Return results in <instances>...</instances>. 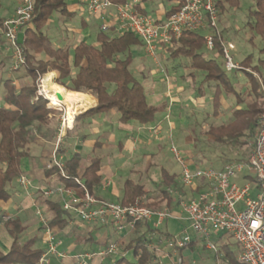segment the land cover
Instances as JSON below:
<instances>
[{
    "label": "trees",
    "instance_id": "16d2710c",
    "mask_svg": "<svg viewBox=\"0 0 264 264\" xmlns=\"http://www.w3.org/2000/svg\"><path fill=\"white\" fill-rule=\"evenodd\" d=\"M111 1L114 4H121L127 0ZM224 1L234 6L238 4V0ZM34 3V15L24 28L25 40L21 43L26 56V64L21 69L24 75L17 79L25 78L26 81L20 84L11 78L3 77V73L0 75V88L3 87L5 91L0 106V202H8L14 194L10 191V186L26 176L24 164L31 157L29 145L37 136L44 139L55 137L56 132L53 130L54 127L51 128V124L58 112L49 108L48 101L37 94L36 82L47 73L56 72L58 74L56 83L66 90L77 94H90L97 99L96 107L77 116L75 122L83 116L112 110L120 113V122L124 124L148 125L156 120L157 110L149 104L142 81L145 77L140 79L131 70L135 60V49L143 48L138 36L131 32L116 34L113 29L101 30L96 37L97 45L81 42L73 49L56 47L45 30L55 13L70 16L67 2L66 0H35ZM216 5L222 14L225 8L223 1H216ZM145 11L141 8V12L145 14ZM175 11L176 7H173L166 13V17ZM5 20L0 16V28H3ZM248 26L253 35L251 42L255 37L264 40V0H256L254 10L249 13ZM204 36V31H186L179 40L173 41V45L168 47L166 52L173 59H187L193 71L203 73L200 90L205 84L213 87L216 103L222 94L236 99L231 120L222 126L211 127L209 131L216 142L222 146L253 148L258 118L263 112V108L258 103L263 93L260 89L262 83L248 70L259 72L264 68V57L256 59L254 55H248L240 61L242 69L236 72H243L250 83V90L244 96L236 88L223 62L217 60V58L223 59L221 41L216 39V51L210 58L202 51L205 47ZM221 38L226 39L222 34ZM261 54L264 56V49L261 50ZM2 64L0 63L1 66ZM262 82L264 84V77ZM247 159L248 157H236L231 159V162H245ZM80 163L79 154L73 155L65 162L69 179L63 178L57 169L47 171V176L55 173L62 185L75 189L79 188L75 179H80L90 192H93V188L101 181L99 175L102 168L101 161L93 160L83 174L79 173ZM164 179V184L170 185L167 182V174L164 175ZM123 189V199L120 202L122 205H133L137 200L142 199L149 207L161 209L164 200H171L167 189H162L158 197H153L142 185L135 184L132 180H127ZM45 201L52 213L48 221L50 229L66 228L71 221V215L63 209L60 202ZM0 214L1 217L5 216L1 208ZM146 224V221L135 223L133 228H128L133 237L129 240L121 238L118 241L124 251H132L134 260L130 261L121 255L120 258H113L111 264H154L157 254L151 249L152 239L148 236L150 230L143 233L141 231ZM4 225L13 239V244L8 252L0 248V264H38L44 254V250L36 247L39 237L29 238L24 243L20 242L26 225L19 217L10 218ZM221 235L223 237L227 235L232 239L231 235ZM195 243L196 241L192 240L187 247L193 249ZM186 249L179 252L182 254ZM239 253V245L234 241L233 244H224L220 252L215 254V259L221 258L224 264H243L238 260Z\"/></svg>",
    "mask_w": 264,
    "mask_h": 264
},
{
    "label": "crops",
    "instance_id": "0c3cea01",
    "mask_svg": "<svg viewBox=\"0 0 264 264\" xmlns=\"http://www.w3.org/2000/svg\"><path fill=\"white\" fill-rule=\"evenodd\" d=\"M163 1V0H162ZM67 2V11L68 15H60L59 17H55L53 15L52 19L49 22L48 28H46L45 33L51 38V35L57 33V27L60 28V36L61 39L57 40V43L54 44L56 47H70L73 49L76 45L81 42H87L85 33L86 30L93 29L97 34L101 31L102 27V19L97 17H92L87 12L86 4L81 0H66ZM157 0H146L144 2V9L146 10L145 14H148L155 18L156 20H163L166 18V13L171 10L175 4L170 8L166 9L164 2H161L157 5ZM17 0H0V16L5 19L12 16L17 7ZM151 8H148V6ZM155 6V7H154ZM78 20L80 23V28H76L73 25V21ZM101 22V25L97 27V23ZM57 26V27H56ZM64 29L65 31H62ZM116 34H119L117 31L113 30ZM68 32V33H67ZM72 35V36H71ZM77 35V36H76ZM89 35V33L87 34ZM71 36V37H70ZM66 38H74L73 45H65L64 39ZM52 39V38H51ZM19 40L21 43H24L25 34L22 32L20 34ZM53 41V40H52ZM5 36L2 28H0V75L3 73V77H5V73L7 68H5V64L12 63V58H10V54L5 49ZM97 45V42L96 44ZM73 51V50H71ZM144 52L143 48L141 49ZM144 57L141 58V65L145 66L151 64L157 68L158 63L157 60L147 56L145 52L143 53ZM41 56V55H40ZM170 57V56H169ZM171 58V57H170ZM176 60V59H175ZM156 62V63H155ZM240 62V61H239ZM190 68V67H189ZM11 69V66H10ZM264 70V68H262ZM250 70V69H249ZM252 73H258V75H262L261 71H252ZM142 70H140V73ZM236 75L238 72H235ZM53 74L55 76V83L58 79V74L56 72H50L46 75ZM162 73H156L155 75H161ZM194 77H193V75ZM23 71L18 75V77H13L11 79L17 81L20 84H23L26 79L23 77ZM197 75H201L202 78L199 79L198 85H196ZM45 76V75H44ZM262 77V79H263ZM6 78V77H5ZM192 78V80H191ZM257 78V77H256ZM258 79V78H257ZM168 80L166 87L164 85L163 89L152 87V94L148 96L149 104L157 110L156 120L155 122L148 125H140L138 123H129L124 124L120 122V117H118L117 122H112L111 117H108L106 113L96 114L92 116H83L80 117L79 120L75 122V127L71 131H68L66 137L63 140L62 147L59 153V158H62L64 162H67L68 159L72 158L73 155L79 154L81 160V168L79 169V173L83 174L85 168L96 159H100L101 161V171L99 173L101 177V181L99 185L93 188V194L105 201H110L114 203H120L123 199L124 194V184L127 180H131L128 178H123L124 170L132 173H139L136 170L138 166L142 162L145 163L144 172L149 173L150 169L153 166L152 159L156 155L158 151L155 143V138H159L161 136L162 129L164 127L168 128V131L171 133L176 130L177 127L182 128L181 131L186 135V143L184 144V153L188 158L186 163L190 167V169H206L213 168L217 170H221L227 163L231 162V159H234V155L240 153L241 147H233L226 145H219L215 138L209 134L211 127H218L228 123L231 120L232 110L235 107L236 99L234 97H227L224 94L221 95L220 100L215 101V90L213 87L205 84L203 85L202 90H200L201 83L203 81V73L191 72L189 75H183L180 77V82L182 84L177 83V78L175 75H169L165 81ZM262 83V80H260ZM235 83V82H234ZM244 85L239 83V87L236 88L238 91L242 93V95H246L250 90V83L247 81L243 83ZM58 85V84H57ZM261 91L263 95L259 98V105L264 101V89ZM65 89V88H64ZM66 90V89H65ZM68 91V90H67ZM5 93V91H4ZM77 93V92H75ZM84 94V96L88 99V105L85 109L78 111V116L85 113L89 109L96 107L97 99L90 94ZM4 95V94H3ZM2 98H0V106H1ZM219 104V105H218ZM160 109V110H159ZM231 114L230 118L227 120L223 119V117L227 116V114ZM176 115V116H175ZM177 117V122L173 119ZM223 119V120H221ZM83 121L82 127H80L79 122ZM60 125V121L55 125L54 132H57V128ZM199 127L198 136L202 135L206 136L209 142L215 143V145H219L221 149L210 152L209 150L198 151L196 144H193L194 139L186 133L185 127L194 130L195 127ZM151 128H155L154 131ZM84 129L85 134L79 135L75 133L76 131H81ZM97 136L96 141L94 143L93 150L96 148H104L109 147L111 150L112 157H115L116 161H121L119 166H112L109 163H104L102 158H94L91 160L89 164H85L83 151L80 150L82 144H86L88 142L87 132L89 130ZM196 131L194 134L196 135ZM122 136V139H118V135ZM155 135V136H153ZM56 133L55 137L51 139H44L41 136H37L34 140V143L40 147V151L38 154H33L31 152L30 159H27L24 164V169L26 171V179L29 180L30 186L28 190H25L23 187L18 184V188L24 192L26 199V204H13L12 212H9V206L12 203V198L8 202H0V208L2 209L5 216L14 218L19 217L22 222L26 225V234L29 238H34L39 236V232L43 233L41 240H38L37 248L44 250L46 253L49 249L48 243V229L52 233L54 237V244L56 246L57 254L51 256V264H79L78 256L88 255V254H97L103 250H105L106 243L111 244L115 243L118 245V258L123 256H127L132 251H124L120 244H118L119 239L124 238L125 240H129L133 237L132 233L128 228L124 230H117L115 227H108L102 224H89L84 223L78 219H75L74 216L71 215V221L68 226L64 229L52 228L45 225L41 218L37 215V212L41 209H36L34 215L40 218L42 229L31 228L29 223L21 217L22 214L27 212V215H33L30 212V208L35 205L36 207L41 205L44 208V211L41 210L44 218L49 221V218L52 216V213L47 206L45 200H53L61 203L59 197L45 198L41 195L43 187L45 184L47 188L55 187L62 185L54 173L51 176H47V165L53 160V153L55 150V142H56ZM93 142V141H92ZM71 144L70 146H68ZM92 144V143H91ZM200 147V146H199ZM240 148V149H239ZM73 149L71 157L67 158L66 155ZM168 175L167 182L170 185L164 184V175ZM172 177V178H169ZM246 181L251 182L252 186V195H256L258 193V188L255 185V179L253 177H244ZM133 181V180H132ZM135 182V181H134ZM249 183V182H248ZM136 184V182H135ZM139 184V183H137ZM247 184V183H245ZM142 185V184H140ZM153 197H158L160 195V191L162 189H167L170 193L171 200H164L163 205L167 206L170 210V216L166 218L160 225H157V218L153 217L151 220L146 221V225L142 228V233L150 230L148 236L151 237L153 245L155 243H159L161 241H165L168 237L183 233L186 228L188 220V215L182 207V200H191L202 192L205 191L206 186L203 183H198L193 187L185 186L182 182V172L178 177L176 173H170L168 170H162V179L159 182L158 186L154 189H147L144 185H142ZM152 190V191H151ZM14 193L16 194L18 190L14 189ZM41 192V193H40ZM44 197V198H43ZM43 200V201H42ZM33 215V216H34ZM3 217L0 214V248L3 251L8 252L13 244V239L9 235L3 221ZM24 232V233H25ZM42 245V246H41ZM163 249L165 248V243L162 245ZM192 249V248H191ZM194 249V248H193ZM192 249V250H193ZM193 254V253H192ZM181 255L189 257L191 255V251L186 250L182 252ZM127 258V257H126ZM109 259V264L113 262V256L108 255L106 257L96 256L91 260L92 264H105V262ZM168 260H164V263L167 264ZM186 264H189L188 262Z\"/></svg>",
    "mask_w": 264,
    "mask_h": 264
},
{
    "label": "built area",
    "instance_id": "2783aa9c",
    "mask_svg": "<svg viewBox=\"0 0 264 264\" xmlns=\"http://www.w3.org/2000/svg\"><path fill=\"white\" fill-rule=\"evenodd\" d=\"M17 1L14 14L5 20L2 28L7 44L6 49L12 51V71H19L26 64L24 47L19 37L32 20L35 11V0ZM81 1L86 4L89 15L103 20L102 31L113 29L119 34L134 33L142 41L145 54L154 60H157L158 51H161L163 47L164 49L171 47L173 41L179 40L184 32L204 31L207 51L214 53L216 39L221 41L225 70L231 73L242 69L240 62L235 60V45L232 42L225 43L221 38L220 11L215 0H174L176 11L163 20H156L141 12L144 0H127L121 4H114L111 0ZM252 74L260 78L256 73ZM41 83L42 79L37 94L44 97ZM50 106L48 104V107ZM76 115L71 123L67 112L61 118L55 150H53V160L47 165L48 170L57 169L65 179H69V176L65 162L59 158V153L67 132L74 127ZM151 130L154 131L155 128ZM171 151L182 166L183 184L193 187L198 183H203L206 186L205 191L198 197L181 201L193 231L205 237L210 236L211 232L231 235L239 245L238 260L241 263L264 264V109L258 118L254 147L245 162H230L217 171L213 168L192 170L181 158L175 146L171 148ZM244 170L255 179V185L258 188L256 195H252L250 183L240 186L233 182V179ZM18 182L25 190L29 189L30 182L25 176L18 179ZM75 182L79 186L78 189L60 185L43 189L42 195L45 198L59 197L63 209L84 223L96 226L102 224L113 226L117 230H124L133 228L137 222L149 221L153 217L157 218V225H160L171 215L168 209H150L146 201L142 199L137 200L133 205L101 200L90 192L80 179H75ZM37 215L47 226L48 222L41 210L37 212ZM9 219L10 217L6 216L2 221ZM46 233H48L49 249L42 255L38 264H51V256L57 254L52 233L49 229ZM192 240L193 238L184 231L151 245V249L157 254L153 261L154 264H165L164 260H168L170 264H185L184 256L179 251L186 249ZM164 243L166 249H163ZM207 248L215 253L218 252L215 244H209ZM118 250V245L111 243L97 254L77 258L79 264H92L90 261L94 257L115 256ZM213 264L223 263L217 259Z\"/></svg>",
    "mask_w": 264,
    "mask_h": 264
},
{
    "label": "rangeland",
    "instance_id": "374dc122",
    "mask_svg": "<svg viewBox=\"0 0 264 264\" xmlns=\"http://www.w3.org/2000/svg\"><path fill=\"white\" fill-rule=\"evenodd\" d=\"M218 1V0H216ZM223 1L224 3V11L222 12V14H220L219 17V29L221 31V34L223 35V38H226L225 40L223 39V42H232L235 47L236 50L234 51V56H235V60L237 62L241 61L243 58H245L248 55H254L256 57V59L260 58V57H264L261 54V50L264 49V40L261 39L260 37H255L254 40L251 42V38L253 37V35L251 34L250 28L248 26V22H249V13L251 10H254L255 8V4H256V0H238V4L237 5H232L229 2H226L224 0H220ZM164 2L166 9H170L174 4L175 1H168V0H157V3L155 2V5ZM155 7V6H154ZM148 8H151V6L149 5ZM55 17H59L58 14H55ZM103 23V21H102ZM73 25L76 28H80V23L78 20L73 21ZM101 25V22L97 23V27H99ZM57 27V26H56ZM57 29V33L56 34H52L51 38L53 40V42L56 44L57 40L61 39L60 36V28H56ZM62 31H65L64 29H62ZM68 33V32H67ZM89 33V35H87ZM84 35H86V40L88 43L90 44H96V33L93 29L90 30H86L85 33H83ZM72 36V35H71ZM70 36V37H71ZM77 36V35H76ZM65 41H62L65 43V45H73L74 42V38H66L64 39ZM6 42H5V49H6ZM6 51L12 55V51L7 50ZM203 52L206 53L207 57H213V53L207 51L206 47H203L202 49ZM158 55H157V63L158 66L157 68L154 66H152L151 64L148 65H141V58L144 57L143 53L141 51V49L136 48L134 51V55H135V60L133 65L131 66V70L136 74V76L140 77V79L143 78V76L145 77V80L142 79L144 85H145V89H146V93L147 95H151L152 94V87L154 88V86H156V90L157 88L159 89H163L164 85L166 87V84L168 83V80L165 81V79L168 78V76L170 75H175L177 78V83L178 84H182V82H180V77L183 75H189L191 72H193V70L191 68H189V61L187 59L184 58H180V59H173L170 58L169 53L166 52V49H163L161 51H158ZM12 56H10L11 58ZM218 62H223L222 58H217ZM156 63V62H155ZM10 63L8 61V63L5 64V68H7L6 73H5V77L6 78H13V77H18V75L20 73H22V70L20 69L19 71H12L10 69ZM140 70H142V72L140 73ZM262 72V74H264V70L261 69L260 70ZM236 71H233L230 73L233 82H235L236 87H239V83L244 85L243 83H245L247 81V76H245V74L243 72H238V74L236 75L235 73ZM158 73H162L161 75H155ZM258 75V73H257ZM260 78H258L259 80H262V75H258ZM43 78V76L36 82L37 86H38V90L40 87V80ZM196 78V85H198L199 83V79L202 78L201 75H197ZM192 80V78H191ZM57 84V83H56ZM263 84V82H262ZM167 88V87H166ZM239 89H241V87H239ZM38 93V92H37ZM4 94V88L1 87L0 88V98L3 97ZM46 95H44V98L48 101V104L50 106V100L48 98L45 97ZM43 97V96H42ZM263 109H264V101H262V104L260 105ZM51 107V106H50ZM49 107V108H50ZM54 110H56L58 112V114H56V116L53 117V121H52V126L51 128L53 129V127H55V125L58 123V121L61 120V118L63 117L64 113L67 112V110L69 109L66 105L64 106L63 103H61L60 107H51ZM160 110V109H159ZM79 111V110H78ZM81 111V110H80ZM77 115L76 117L78 116ZM81 113V112H80ZM79 113V114H80ZM108 117L113 118L112 122H117L118 117H120V113L117 110H112L107 114ZM176 116V115H175ZM174 116V117H175ZM229 116H231V114H227V116L223 117V119L227 120V118H230ZM177 117H175L173 120L177 122ZM221 119V120H223ZM83 121H80V127H82ZM74 127H75V123H74ZM73 127V129H74ZM59 128V127H58ZM57 128V131H58ZM193 127H185V131L186 133H188L191 136V133L193 136H191L194 139L193 144H196L197 150H195L196 153H198V151H205V150H209L210 152L212 151H216L221 149V147H218L219 145H215V143L209 142L206 136H203L202 133L200 136H198L199 127H195L194 130L191 129ZM71 129V131L73 130ZM182 128L177 127L176 130L172 131L171 133L168 131V128L164 127L162 130V134L159 138H155L156 140V147L158 149L159 152L156 153V155L153 157V159L151 160L153 163L152 168L150 169L149 173L144 172V168H145V163L146 162H142L140 164V166H138L136 168L137 171H139V173H132L129 172V174H127L124 170L123 172V178H128L131 179L133 181H135L136 183L142 184L144 185L147 189H154L156 186H158L159 182L162 179V170L166 169L168 170L171 174L172 173H176L178 175V177L181 175L182 172V166L180 164V162L178 160H176V156L175 154L171 151V148L173 146H175L179 153L180 156L183 160H185V162L187 161V157L184 153V144L186 143V135L181 131ZM198 129V131L196 132V135L194 134V131H196ZM89 130V129H88ZM70 131V130H69ZM75 133H78L80 136L85 134L84 129H81V131H76ZM87 134H89L88 138V142L86 144H82V147L80 150L83 151L84 154V161L85 164H89L91 162V160H93L94 158H102L104 163H109L111 164L113 167L115 166H119L121 164V161H116L115 157H112L113 155L111 154V150L109 149V147H104V148H96L95 151L93 150V145L96 141L97 136H94V134L89 130L87 132ZM57 135V132H56ZM118 135V139L121 140L122 136ZM155 136V135H153ZM57 140V136L56 139ZM93 141V142H92ZM92 143V144H91ZM56 144V142H55ZM71 144H69L68 146H70ZM200 146V147H199ZM29 148L31 150V152L33 154H38V152L40 151V147L37 146L34 142H32L29 145ZM240 149V148H239ZM252 147L251 146H244L241 148L240 153L234 155V157H247L249 156V154L252 151ZM73 152V149L70 150V152L66 155L67 158L71 157ZM244 177H253L248 171L244 170L243 173L239 174L237 177H235L233 179V182L237 183V185L243 186L245 183H250V181H246ZM43 189H46L47 186L45 184L42 185ZM14 189L18 190V192L15 194L14 193ZM10 191L12 193H14L12 195V203L9 206V212L14 211L13 204H26V199L27 197L25 196L24 192L21 191L20 188H18V184L16 182H13V184L10 186ZM152 191V190H151ZM41 193V192H40ZM42 195V193H41ZM44 198V197H43ZM43 201V200H42ZM146 205L148 206V203L146 202ZM149 207V206H148ZM150 209H154V210H161V209H168L167 206L163 205V207L161 209H156V208H152L149 207ZM36 209H41L42 211H44V208L39 205V206H35L33 205V207L30 208V212L31 214L34 215L35 210ZM168 211H170L168 209ZM33 215H27V212L22 214L21 217L26 221V223H29L28 225H30V227L37 229H41L42 225H41V221L40 218L37 216H33ZM6 217V216H4ZM3 217V218H4ZM2 218V220H3ZM11 218V217H10ZM1 220V221H2ZM7 222V221H5ZM5 222L3 221V223L5 224ZM190 222H187L186 228L184 229L187 234H189L194 241H196L195 245H194V249L192 250L190 247H187L186 250L191 251V255L189 257L184 256V263L186 264L187 262L189 264H213L217 259H215V251L209 250L207 248V246L209 244H215L218 251L220 252V249L222 248V246L224 244H233L234 241L229 238L227 235L226 236H222L221 234L215 233V232H211L210 236H206L196 233L195 231H193V229L190 227ZM110 227V226H108ZM113 227V226H112ZM43 233L40 231L39 232V240H41L40 238L42 237ZM29 239V236L25 233H23L20 237V242L24 243L25 241H27ZM42 246V245H41ZM119 248V247H118ZM185 250V251H186ZM184 252V251H183ZM193 253V254H192ZM120 255H115L113 256V258H118ZM127 259L130 261L134 260L133 257V253L131 252L130 254H128ZM222 263L223 260H221V258L219 259ZM168 264H170V262H167ZM105 264H109V259L105 262ZM224 264V263H223Z\"/></svg>",
    "mask_w": 264,
    "mask_h": 264
},
{
    "label": "bare ground",
    "instance_id": "6f19581e",
    "mask_svg": "<svg viewBox=\"0 0 264 264\" xmlns=\"http://www.w3.org/2000/svg\"><path fill=\"white\" fill-rule=\"evenodd\" d=\"M54 80L55 76L53 74L43 76L41 83L42 91L51 101V106L57 107L63 103L64 106L66 105L69 108L67 110V114L71 123L78 110L80 111L87 107L88 99L82 93L77 94L75 92L65 90L63 87L57 85ZM58 94L64 96L62 101H60L57 97Z\"/></svg>",
    "mask_w": 264,
    "mask_h": 264
},
{
    "label": "water",
    "instance_id": "95a60500",
    "mask_svg": "<svg viewBox=\"0 0 264 264\" xmlns=\"http://www.w3.org/2000/svg\"><path fill=\"white\" fill-rule=\"evenodd\" d=\"M57 97L59 98L60 101H62L64 96H62L61 94H58Z\"/></svg>",
    "mask_w": 264,
    "mask_h": 264
}]
</instances>
